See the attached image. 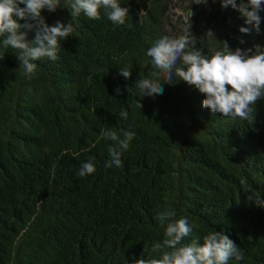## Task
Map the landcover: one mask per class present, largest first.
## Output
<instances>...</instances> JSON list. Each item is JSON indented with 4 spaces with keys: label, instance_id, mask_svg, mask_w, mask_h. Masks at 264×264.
<instances>
[{
    "label": "trees",
    "instance_id": "16d2710c",
    "mask_svg": "<svg viewBox=\"0 0 264 264\" xmlns=\"http://www.w3.org/2000/svg\"><path fill=\"white\" fill-rule=\"evenodd\" d=\"M118 2L129 9L124 25L113 24L104 9L98 20L81 14L60 41L58 58L35 61L33 74L0 37V264L159 258L152 247L164 239L156 219L163 211L193 227L183 244L202 245L219 231L244 255L228 264H264V206L248 201L251 193L264 199V98L250 105V119H233L204 108V95L178 77L166 86L146 54L162 36L166 0ZM259 14L257 32L231 5L212 0L205 35L194 33L196 47L211 55L224 41L233 50L264 46V8ZM42 15L50 26L72 20L65 2ZM124 67L130 79L119 74ZM140 73L160 80L163 94L143 97L135 87ZM174 87L178 98L169 95ZM105 128L134 133L120 167H106L113 142L103 138ZM89 160L95 172L77 176Z\"/></svg>",
    "mask_w": 264,
    "mask_h": 264
},
{
    "label": "clouds",
    "instance_id": "9594fccd",
    "mask_svg": "<svg viewBox=\"0 0 264 264\" xmlns=\"http://www.w3.org/2000/svg\"><path fill=\"white\" fill-rule=\"evenodd\" d=\"M206 2L207 0H202L198 3ZM221 4L224 8L231 5L239 11L246 24L254 25L256 31H260L259 13L264 8V0H241L239 4L237 0H221ZM65 6L70 11L72 20L67 24L58 20L50 26L42 11H56L61 7V0H0L2 46L4 49L17 51L16 58L25 74L36 72L38 66L35 61L44 58L54 61L58 58L60 41L67 40L75 31L73 20L81 14L98 20L101 18V9H104L108 19L115 25H124L129 15V9L121 7L118 0H65ZM33 31L35 39L30 41L28 36ZM239 31L247 34L250 29L240 27ZM239 42L245 43L243 39ZM150 43L151 47L146 54L151 58L152 67L166 74L164 82L174 84L178 77L194 87L205 97L202 106L212 113L233 119H250V105L264 98V46L258 44L254 46V50L239 47L233 50L224 41L222 49L211 50V55H205L202 48L196 47L197 40L193 34L191 39L188 35H157ZM119 74L125 79L132 76L127 67L120 68ZM135 87L143 97L163 94L162 82L145 78L143 73H140ZM131 89L132 86L128 87V92ZM121 91L120 88L116 89L118 94ZM120 117L127 119L128 112L121 111ZM102 136L113 142L108 148L111 159L106 167H120L121 152L128 149L134 133L123 131L118 134L112 128H105ZM94 172L95 165L89 160L81 163L77 176L85 177ZM248 201H255L258 207L264 206V199L254 193L248 196ZM156 219L165 228V232L163 242L155 243L152 251L161 255L159 258L146 259L142 254L134 264H228L232 258L237 261L244 258L237 243L222 232L206 234L202 245L199 239H193L190 244L185 245L182 243L183 238L190 236L193 231L186 217L177 219L174 211H163L157 214Z\"/></svg>",
    "mask_w": 264,
    "mask_h": 264
},
{
    "label": "rangeland",
    "instance_id": "374dc122",
    "mask_svg": "<svg viewBox=\"0 0 264 264\" xmlns=\"http://www.w3.org/2000/svg\"><path fill=\"white\" fill-rule=\"evenodd\" d=\"M211 1L212 0H207L206 3H198L202 2V0H166V17L163 28L161 29L162 35L172 37L188 35L190 39L192 38V34L194 36V33L197 31L200 32L201 36L205 35V32H203L206 25L205 15L208 9H210ZM64 2L65 0H61V5H63ZM191 46L190 44L189 47ZM164 77L166 79V76ZM180 83L186 85V83L182 81H180ZM169 85L170 84L166 83V86ZM182 85H180V87H182ZM178 90L179 89L174 87L169 91V93L171 92L169 95H175L177 98L180 97L182 92Z\"/></svg>",
    "mask_w": 264,
    "mask_h": 264
}]
</instances>
